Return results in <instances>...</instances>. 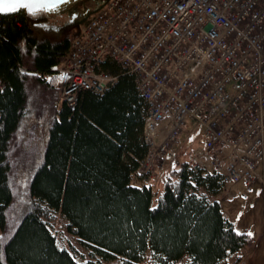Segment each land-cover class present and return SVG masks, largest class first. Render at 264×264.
Masks as SVG:
<instances>
[{
	"label": "trees",
	"instance_id": "1",
	"mask_svg": "<svg viewBox=\"0 0 264 264\" xmlns=\"http://www.w3.org/2000/svg\"><path fill=\"white\" fill-rule=\"evenodd\" d=\"M49 17L0 15V264H139L147 251L152 264H221L249 247L216 198L219 175L192 170L186 158L160 191L131 183L148 152L133 77L107 63L116 83L68 107L60 66L76 31ZM57 212L87 254L58 246Z\"/></svg>",
	"mask_w": 264,
	"mask_h": 264
},
{
	"label": "built area",
	"instance_id": "2",
	"mask_svg": "<svg viewBox=\"0 0 264 264\" xmlns=\"http://www.w3.org/2000/svg\"><path fill=\"white\" fill-rule=\"evenodd\" d=\"M133 77L146 105L148 152L137 173L153 178L187 118L204 147L194 171L220 176L225 199L245 197L264 166V0H107L70 44L60 97L102 95L117 81L103 65Z\"/></svg>",
	"mask_w": 264,
	"mask_h": 264
},
{
	"label": "rangeland",
	"instance_id": "3",
	"mask_svg": "<svg viewBox=\"0 0 264 264\" xmlns=\"http://www.w3.org/2000/svg\"><path fill=\"white\" fill-rule=\"evenodd\" d=\"M69 16V15H68ZM67 16V18H68ZM68 19H65L63 22L64 26L66 27L68 24L66 23ZM59 22V21H58ZM56 26L57 22H53ZM74 28L75 31H77L78 28H75V26H71V28ZM81 27V26H80ZM60 98V96H59ZM186 127L194 126V122L187 118L186 120ZM183 128L182 130H184ZM197 132H194V137L196 139L199 138V135L197 134L202 133L201 128L196 127ZM203 136V135H202ZM181 137V140H180ZM179 137V141H176L175 144H179V146L176 148L175 144L173 145V148L176 152V159L177 160H185L190 152L186 144V140L182 139L183 136L181 135ZM30 146H35V143L32 142L29 144ZM22 147V146H21ZM20 147V149H21ZM31 148V147H30ZM22 150V149H21ZM29 149L22 150L24 155H28ZM20 152V150H19ZM14 157L18 158V154L15 153ZM23 161H25V157H22ZM22 161V162H23ZM165 163H167V169L166 172L172 167L173 162L171 158H167L165 160ZM160 168V167H159ZM157 169L155 172L154 179L150 180L148 182L151 184L154 188V190H157V187L159 186V180H158V174L159 176L162 175L158 173ZM165 172V174H166ZM257 173L262 178V181H254L252 183V190L250 193L246 195L245 198L242 196H234L231 200H220L222 210L227 215V217L233 222L235 229L237 232H244V233H252L250 236L252 238V244L244 249H241L240 251L233 254L231 257L225 259L221 262V264H264V168H262V165L260 164L257 169ZM157 175V176H156ZM21 184V183H20ZM18 188V185L16 186ZM22 187V194L18 193V202L20 203L18 206L21 207L22 203L24 202V197H26L25 192L23 190V184H21ZM20 189V187H19ZM236 189L241 190L242 187L238 186ZM155 198L153 199V204L155 203ZM18 214L15 212L14 217H17ZM57 221L51 228L52 232L55 234L57 244L61 248L66 249H76L78 252H81L82 254H87V251L80 245V243L71 235H69L66 232L65 225L66 221L61 217L60 212L56 213ZM237 259L240 261L236 263ZM106 264H123V261L121 258H116L112 261L105 262ZM188 259L183 258L181 261H179L176 264H187ZM139 264H152L151 263V257L150 253L147 251L144 255L143 260Z\"/></svg>",
	"mask_w": 264,
	"mask_h": 264
},
{
	"label": "water",
	"instance_id": "4",
	"mask_svg": "<svg viewBox=\"0 0 264 264\" xmlns=\"http://www.w3.org/2000/svg\"><path fill=\"white\" fill-rule=\"evenodd\" d=\"M81 0H68V2L66 3H59L57 4V7L55 9L52 8H42V7H38V5L40 4H52V3H56V0H31L33 6L36 7V11L34 13L29 12L26 8L24 7H20L18 10L16 11H9V12H0L1 16H7V15H11V14H15L18 12H24L25 15H31V16H35L37 14H44L47 16L50 15H59L62 13H67L68 15H71L73 18L76 17L77 15L75 13H73V11L77 8L78 3ZM6 3L10 2V0H5ZM97 6L95 7L93 10H89V9H82L81 10V15L84 18H87L90 14L96 12L100 7Z\"/></svg>",
	"mask_w": 264,
	"mask_h": 264
},
{
	"label": "crops",
	"instance_id": "5",
	"mask_svg": "<svg viewBox=\"0 0 264 264\" xmlns=\"http://www.w3.org/2000/svg\"><path fill=\"white\" fill-rule=\"evenodd\" d=\"M62 66H60V70H61ZM187 123V122H186ZM186 125V124H185ZM184 125L183 128H185L186 126ZM182 128V129H183ZM197 132V129H193V125L190 127H187L185 128L184 130L181 131L180 133V136L182 135L183 138L182 139H185L186 140V144H187V147L189 149V156H191L194 151L196 150H201L203 149L204 147V140H203V136H202V133H197L199 135V138L196 139L194 137V132ZM179 136V137H180ZM180 140H181V137H180ZM179 138H178V141L180 142ZM178 142V143H179ZM175 144L176 148L179 146V144ZM188 156V157H189ZM166 169H167V163L164 162V165L162 168H160V170H158V173L162 174L159 176L158 174V180H159V186L157 187V190L160 191L161 188H162V180H163V177L165 175V172H166ZM157 176V175H156ZM155 177V176H154ZM131 183L137 187H141L145 184H148L144 178H142L139 174H137L136 172L132 175V178H131ZM218 200H223L220 196V194L216 197Z\"/></svg>",
	"mask_w": 264,
	"mask_h": 264
},
{
	"label": "flooded vegetation",
	"instance_id": "6",
	"mask_svg": "<svg viewBox=\"0 0 264 264\" xmlns=\"http://www.w3.org/2000/svg\"><path fill=\"white\" fill-rule=\"evenodd\" d=\"M107 0H81L78 5L77 8L73 11V13H75L77 16L76 17H72L71 15L68 16L67 13H62L59 15H55L53 16V19L50 20V22H57L58 28H67L68 26H75V28H79L80 26L84 25L88 18L90 17V15L87 18H84L81 15V10L82 9H89V10H93L95 7L103 5ZM38 15V14H37ZM41 14H39L40 16ZM44 15V14H42ZM36 16V15H35ZM47 18H50L47 15H44ZM68 16V18H67ZM65 19H68L66 21V23L68 24L66 27L64 26L63 22L65 21ZM59 21V22H58ZM70 28V27H68ZM67 28V30H68ZM66 30V29H65Z\"/></svg>",
	"mask_w": 264,
	"mask_h": 264
},
{
	"label": "snow or ice",
	"instance_id": "7",
	"mask_svg": "<svg viewBox=\"0 0 264 264\" xmlns=\"http://www.w3.org/2000/svg\"><path fill=\"white\" fill-rule=\"evenodd\" d=\"M68 0H56V3L52 4H40L38 7L42 8H52L55 9L57 4L59 3H66ZM20 7L26 8L29 12L34 13L36 11V7L33 6L31 0H10V2L6 3L5 0H0V12H9V11H16ZM249 236L252 233H248Z\"/></svg>",
	"mask_w": 264,
	"mask_h": 264
}]
</instances>
